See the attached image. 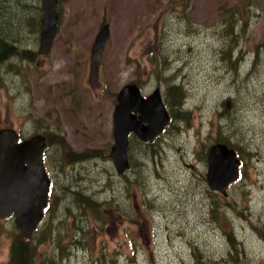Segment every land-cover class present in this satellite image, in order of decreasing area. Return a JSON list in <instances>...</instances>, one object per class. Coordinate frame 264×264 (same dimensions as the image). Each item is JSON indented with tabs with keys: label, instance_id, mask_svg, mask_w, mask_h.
I'll return each instance as SVG.
<instances>
[{
	"label": "rangeland",
	"instance_id": "374dc122",
	"mask_svg": "<svg viewBox=\"0 0 264 264\" xmlns=\"http://www.w3.org/2000/svg\"><path fill=\"white\" fill-rule=\"evenodd\" d=\"M57 14L40 55L41 0H0L14 47L0 61V129L45 136L52 182L33 264H264V0H58ZM128 83L143 96L159 88L164 103L179 86L187 115L151 143L131 135L119 175L112 113ZM224 141L243 162L222 195L205 172L208 148ZM76 193L103 204L106 227L82 215ZM18 236L14 216L0 219V264Z\"/></svg>",
	"mask_w": 264,
	"mask_h": 264
},
{
	"label": "water",
	"instance_id": "95a60500",
	"mask_svg": "<svg viewBox=\"0 0 264 264\" xmlns=\"http://www.w3.org/2000/svg\"><path fill=\"white\" fill-rule=\"evenodd\" d=\"M58 0H41L38 54H47L57 28ZM109 37L103 22L94 37L91 56L99 63ZM169 121V113L159 88L143 96L135 83L123 85L116 94L112 113V139L108 156L117 174L129 168L128 139L152 142ZM45 136L34 135L18 141L13 129H0V219L14 215L20 235L30 239L43 218L47 206L50 179L43 164ZM205 181L208 188L225 195L240 174L241 161L225 143L211 145L206 153Z\"/></svg>",
	"mask_w": 264,
	"mask_h": 264
},
{
	"label": "trees",
	"instance_id": "16d2710c",
	"mask_svg": "<svg viewBox=\"0 0 264 264\" xmlns=\"http://www.w3.org/2000/svg\"><path fill=\"white\" fill-rule=\"evenodd\" d=\"M179 89H180L179 86L171 85L169 88L166 89L164 93L165 104H166V107H168L169 115H170V120L168 124L173 122L175 118H178L181 120L186 119L187 112L182 111L179 106L180 97L178 96V93L180 94L181 92V90L179 92ZM57 137H59L58 138L59 143L63 144L64 140L61 134L58 133ZM52 141H53L52 139L49 140L47 145L49 146L52 143ZM223 143H226L228 145V142L226 141H224ZM129 146H130V139H129V144H128V150H129ZM235 150L237 152L238 157L240 158V154H238V151L236 148ZM240 160L243 162L241 158ZM75 195L80 198L79 209L81 210L82 215L86 217V215L90 214L94 220L93 226L96 225L98 227L100 226L101 228V226L104 225L106 227L105 225L107 221L106 215H105L106 208H104L103 204L97 203L93 199L87 196H81L78 193H76ZM51 196H52V193L49 194L48 204L44 211L45 214L49 212V210L51 209V206H52V200L50 199ZM115 210L117 211V208ZM111 218L113 219L114 217H111ZM37 230L38 228L34 231V233L37 232ZM78 230L82 232L84 231L82 227H78ZM231 234H232L231 231H229L228 232L229 240L232 239ZM32 238L33 237H31L30 239H24L23 237L18 236L17 239L12 241V244L10 246V256H9L8 264H33L34 263V260L37 257V251H38L39 246L32 244Z\"/></svg>",
	"mask_w": 264,
	"mask_h": 264
},
{
	"label": "flooded vegetation",
	"instance_id": "af4514ba",
	"mask_svg": "<svg viewBox=\"0 0 264 264\" xmlns=\"http://www.w3.org/2000/svg\"><path fill=\"white\" fill-rule=\"evenodd\" d=\"M39 28V27H38ZM40 29V28H39ZM40 33V31H39ZM4 41L10 42V39L6 40V37L4 34L0 31V61H3L5 57H7L8 52H13L14 53V47L13 45H8ZM13 53H10L13 54ZM24 57H29L30 51H25L23 50ZM21 138V137H20ZM23 139V138H22Z\"/></svg>",
	"mask_w": 264,
	"mask_h": 264
},
{
	"label": "bare ground",
	"instance_id": "6f19581e",
	"mask_svg": "<svg viewBox=\"0 0 264 264\" xmlns=\"http://www.w3.org/2000/svg\"><path fill=\"white\" fill-rule=\"evenodd\" d=\"M34 17H35V15H34ZM16 48V47H15ZM17 57V56H16ZM185 191V190H184ZM187 193V192H186ZM183 196V195H182ZM49 237V236H48ZM48 239V238H47ZM202 263V262H201Z\"/></svg>",
	"mask_w": 264,
	"mask_h": 264
}]
</instances>
